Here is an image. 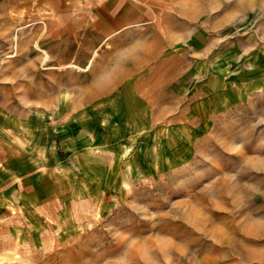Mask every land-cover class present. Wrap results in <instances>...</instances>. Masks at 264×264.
Listing matches in <instances>:
<instances>
[{
  "label": "rangeland",
  "instance_id": "1",
  "mask_svg": "<svg viewBox=\"0 0 264 264\" xmlns=\"http://www.w3.org/2000/svg\"><path fill=\"white\" fill-rule=\"evenodd\" d=\"M64 3L0 0V135L56 139L59 196L25 237L0 222V264H264V0H154L106 35Z\"/></svg>",
  "mask_w": 264,
  "mask_h": 264
},
{
  "label": "crops",
  "instance_id": "2",
  "mask_svg": "<svg viewBox=\"0 0 264 264\" xmlns=\"http://www.w3.org/2000/svg\"><path fill=\"white\" fill-rule=\"evenodd\" d=\"M77 1L83 12L97 13L95 23L105 35L121 29L124 33L135 32L134 25L146 20L154 5V0H67L62 6L67 14L73 12V8L80 9ZM186 23L185 19L177 21L182 29L187 28ZM188 27L193 31H185L184 40H212L214 37L210 21L188 22ZM38 142L0 135V222L9 226L13 238L36 232L31 224L46 221L42 217L50 215L46 204L54 202L57 206L59 196L44 163H48L51 156L56 157L52 152L56 139L50 136L45 143ZM60 202L63 207V202H68L67 197Z\"/></svg>",
  "mask_w": 264,
  "mask_h": 264
}]
</instances>
